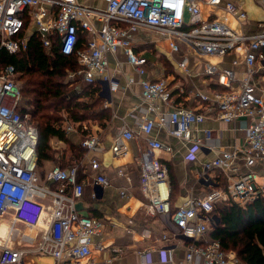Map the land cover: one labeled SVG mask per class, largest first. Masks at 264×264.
<instances>
[{"label":"built area","instance_id":"1","mask_svg":"<svg viewBox=\"0 0 264 264\" xmlns=\"http://www.w3.org/2000/svg\"><path fill=\"white\" fill-rule=\"evenodd\" d=\"M202 2L210 8L206 17L200 9ZM259 4L264 10V0H259ZM217 9L223 10L224 19L216 14ZM227 15L238 22L247 18L246 11L232 0H104L101 8L78 0H0V51L16 53L26 49L35 32L45 49L55 46L62 54L75 53L82 68L69 76L81 75L85 83L98 84L97 94L103 97L121 87L118 50L132 66L139 76L144 113L136 129L123 127L114 135L110 145L114 156L125 155L131 139L139 133L150 136L154 128L198 145L202 144V137L195 132L207 118L242 120L244 144L201 163L200 176L207 180L210 171L224 173L229 179L225 187H211L202 196L188 197L172 212L168 165L154 154L155 150L171 153L172 146L159 137H148L140 149L139 185L148 201L147 212L168 214V222L174 228L171 235L164 233L161 237L166 242L160 247L163 264H245L234 250L223 249L218 240H200L209 224L216 221L212 211L217 203L245 204L264 195V87L262 79L255 77L257 63L264 64V20L252 31H237L227 23ZM80 31L85 40L76 47ZM140 31L155 36L156 41L161 38L172 55L185 48L196 56H230L226 67L204 60L202 68L212 83L226 89L196 90L195 103L176 105L165 76H145L150 60L138 49L143 41ZM111 58H115L116 73L108 72ZM188 59L185 53L176 60L187 74ZM126 77L128 85L134 82L133 76ZM20 96L15 69L5 65L0 68V217L12 213L16 221L35 227L42 214L48 212V225L39 231L33 250L51 256L55 264H98L90 259L92 244L103 248L104 243L93 242V237L102 236L105 222L76 207L83 193V183L77 180V164H54L39 173L38 129L30 122L29 113L20 112ZM104 104L108 106L111 100ZM64 125L67 132L78 126L69 121ZM80 129L86 127L81 124ZM203 133L205 139L210 138V130ZM80 145L95 151L101 148V141L91 133L81 139ZM88 168L94 172L93 182L110 184L96 156L89 157ZM118 174L129 180L122 169ZM119 194L125 196V190ZM45 200L49 202L47 211ZM7 226L10 231L13 229L11 224ZM2 239L0 264H28L25 253L29 249L12 247ZM178 247L182 255L176 258L173 252ZM139 253L145 261L146 251Z\"/></svg>","mask_w":264,"mask_h":264},{"label":"crops","instance_id":"2","mask_svg":"<svg viewBox=\"0 0 264 264\" xmlns=\"http://www.w3.org/2000/svg\"><path fill=\"white\" fill-rule=\"evenodd\" d=\"M99 1L102 2L101 7H103L104 0ZM232 1L241 5L247 14L246 20L242 22H238L231 16H226V21L230 26L239 28L237 31H252L257 28L259 21L264 20V10L261 8L259 0ZM78 2L101 8L95 6L92 0H78ZM200 9L203 16L209 15L210 8L208 5L202 2L200 3ZM216 14L220 19H224L223 10L217 9ZM138 35L143 38L138 49L150 60L145 76L148 78H155L160 75L165 76L176 105L182 103L184 105L185 101L194 99L193 95L196 90H205L208 87H212V80L202 72L204 59H201L200 56L193 54L194 56L188 59L190 72L187 74L176 63V60L181 55L187 54L185 48L182 49L181 53L172 55L164 45L161 46L163 50L158 51L155 36L150 33L140 31ZM149 44L154 45L152 54L146 51ZM161 55L165 56L167 64L163 61ZM116 59L120 62L119 70L122 71V73L117 74L121 87L116 92L106 93L105 97L100 96L101 106L106 109L108 115L101 122L93 120L83 121L82 125L86 127V130L75 129L69 132V135L76 142L81 141L86 135L83 132L86 131L87 134L98 135L101 141L100 149L95 151L86 150L83 154L81 162L85 163V167L78 174L80 181L83 183V193L78 198L77 204L80 206L79 211L81 213L92 214L100 217L105 222L102 236L93 237V242L101 241L104 243V247L96 248L92 244L90 259L98 264H163V254L160 247L166 242L161 237L164 233L171 235L174 228L168 222L166 215H151L147 212L148 201L142 194L139 185L138 157L140 149L145 147L148 137H159L163 142L172 146L173 150L171 153L155 150L154 154L168 165L171 205L176 206L188 197L202 196L211 187H218L219 182L221 183L223 180L226 183L228 182L229 179L224 173L211 171L206 175L207 180H204L200 176L201 163L213 158L223 150L236 146L240 147L244 144V131L241 128L242 120L235 119L231 122H223L215 118H207L197 126L195 135L202 137V144L198 145L191 141L173 137L162 128H154L150 136L145 133H139L137 137L131 139L129 141V150L125 155L114 156L110 150L114 135L123 127L136 129L139 122L142 121L144 113V104L140 98V84L137 81L139 76L135 74L132 66L126 63L125 57L119 50L116 53ZM218 60V64L221 66L226 67L229 65L230 59L228 56L221 58V60L218 57ZM116 71L115 58H111L108 72L116 73ZM123 71L126 76L134 77L133 83L129 85L126 83L127 77L124 76ZM74 82L82 84L84 81L79 75L76 76ZM79 87L80 85L73 88L77 90ZM185 90L187 95L177 102L175 100L176 96L180 93L184 94ZM107 99L111 100V104L108 106L104 104ZM69 123L76 124L70 121ZM205 129L210 130L209 139L204 137L203 131ZM90 156H96L99 159L101 172L109 178V185L101 186L93 182L94 172L88 168ZM119 169H122L128 175L129 180L125 176L118 174ZM122 189L125 190V196L119 194ZM48 203V200L44 201L46 211L49 209ZM48 221L49 215L48 212H45L42 214L38 226L34 227L31 234L27 232L19 236V245L17 247L25 249V247L20 245V243L24 242H27L25 245H34L32 248H27L29 251L25 253L28 264H55L51 256L33 250L39 231L47 227ZM115 248H120L121 251H114ZM141 251H146L145 261H143V257L139 253ZM173 255L176 258L181 256L182 249L179 247L175 248Z\"/></svg>","mask_w":264,"mask_h":264},{"label":"trees","instance_id":"3","mask_svg":"<svg viewBox=\"0 0 264 264\" xmlns=\"http://www.w3.org/2000/svg\"><path fill=\"white\" fill-rule=\"evenodd\" d=\"M84 40L85 34L80 31L76 47H80ZM5 65H12L17 74L21 93L18 104L20 112L29 113L30 122L38 129V165L42 161H55L59 151L54 148V143L62 142L64 148L59 158L60 166L77 164V180L80 181L78 174L85 167L81 161L86 149L80 145V141L76 142L69 135L64 123H76V129H80L83 121L101 122L106 118L108 113L101 106V97L97 94L99 87L83 82L75 90L70 85L75 80L64 78L69 71L75 72L82 68L76 54H62L55 46L45 49L35 32L28 39L26 49L16 53L0 51V68ZM260 76V83L264 87V70ZM211 86L219 90L226 89L216 83H211ZM186 90L184 94L176 96L177 102L187 95ZM193 103L195 100L192 98L185 101L184 105ZM83 133L87 134V131ZM66 154L73 160L72 163L64 164ZM226 184L223 180L218 187H225ZM170 206L171 212L177 206L171 205V194ZM212 214L218 219L209 224L200 243L218 240L223 249L234 250L243 263L264 264V195H258L245 204L221 201L216 204Z\"/></svg>","mask_w":264,"mask_h":264},{"label":"rangeland","instance_id":"4","mask_svg":"<svg viewBox=\"0 0 264 264\" xmlns=\"http://www.w3.org/2000/svg\"><path fill=\"white\" fill-rule=\"evenodd\" d=\"M92 2H94V5L95 6H99L101 7L102 6V2H100L99 0H92ZM232 26V25H231ZM232 28L234 30H237L239 28H236L235 26H232ZM157 49L158 51H162L163 49L161 48V46H163V42H161V38L160 40L157 41ZM154 45L153 44H149L147 45V50L149 53H153V47ZM188 57H193V53L189 52L187 53ZM161 58L163 59V61H166V58L164 55H161ZM201 59H204V60H208L210 62H213V63H218L219 60H218V57H214V56H206V57H202L200 56ZM221 60V58H220ZM264 61V60H263ZM256 74H258V79L261 80L262 77L260 76L261 72L264 70V64L262 62H258L256 67ZM72 71H69L68 73H71ZM76 76H69V74L66 75V77L64 78V80H75ZM19 82V81H18ZM78 85H81L80 82L76 83L74 81H72V86H78ZM70 87V85H69ZM76 141V140H75ZM54 148H56L58 152L57 154V157H56V160L55 161H42V163L40 165H38V171L39 173H44L45 170H47L50 166L54 165V164H58L60 165V161H59V158H60V155H61V150L64 148V144L62 142H55L54 143ZM68 155L66 154V157H65V162L64 164H69V163H72L73 160H70L68 157ZM2 223V224H1ZM12 225L13 226V229H11L10 231V227L7 226V225ZM18 230H17V228ZM34 227H31V226H27L23 223H14V225L12 224V216L10 214H5L3 215L2 217H0V238H4L2 239L3 241L2 242H5L6 244L8 245H11L12 247H17L19 244L18 242V239L20 238L19 236H21V234H25L27 232H30V234L32 233ZM10 231V235H9V232ZM13 240V242H12ZM12 242V244H11ZM24 242V241H23ZM27 242H24V243H20V245L22 247H25V248H32L34 245L33 244H27L25 245Z\"/></svg>","mask_w":264,"mask_h":264},{"label":"bare ground","instance_id":"5","mask_svg":"<svg viewBox=\"0 0 264 264\" xmlns=\"http://www.w3.org/2000/svg\"><path fill=\"white\" fill-rule=\"evenodd\" d=\"M10 215L12 216V214H10ZM12 220H13L14 223H19V221H16L15 218H13V216H12Z\"/></svg>","mask_w":264,"mask_h":264},{"label":"water","instance_id":"6","mask_svg":"<svg viewBox=\"0 0 264 264\" xmlns=\"http://www.w3.org/2000/svg\"><path fill=\"white\" fill-rule=\"evenodd\" d=\"M77 209L79 210V208H80V206H79V204H77ZM167 217H168V214H167ZM218 218L216 217V220H217Z\"/></svg>","mask_w":264,"mask_h":264}]
</instances>
